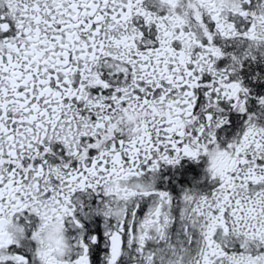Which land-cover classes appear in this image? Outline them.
I'll return each mask as SVG.
<instances>
[{
	"label": "snow or ice",
	"instance_id": "snow-or-ice-1",
	"mask_svg": "<svg viewBox=\"0 0 264 264\" xmlns=\"http://www.w3.org/2000/svg\"><path fill=\"white\" fill-rule=\"evenodd\" d=\"M0 264H264V0H0Z\"/></svg>",
	"mask_w": 264,
	"mask_h": 264
}]
</instances>
